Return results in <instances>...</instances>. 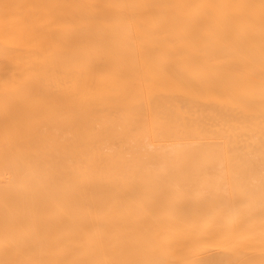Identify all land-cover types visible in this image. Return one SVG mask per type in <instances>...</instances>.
<instances>
[{
	"label": "bare ground",
	"instance_id": "obj_1",
	"mask_svg": "<svg viewBox=\"0 0 264 264\" xmlns=\"http://www.w3.org/2000/svg\"><path fill=\"white\" fill-rule=\"evenodd\" d=\"M262 3L0 0V255L236 264L264 252V236L229 242L205 202L211 179L264 171L249 164L264 162Z\"/></svg>",
	"mask_w": 264,
	"mask_h": 264
},
{
	"label": "rangeland",
	"instance_id": "obj_2",
	"mask_svg": "<svg viewBox=\"0 0 264 264\" xmlns=\"http://www.w3.org/2000/svg\"><path fill=\"white\" fill-rule=\"evenodd\" d=\"M249 164L264 165V162H250ZM261 176L262 172L251 174L244 172L232 177L225 176L210 180L209 193L205 201L206 206L213 207L216 215L219 216L220 223L228 227L229 242L235 245H240L244 241L247 243V239L264 236V207L261 206L259 196ZM241 185H248L256 189L255 197L246 206H240L239 201H231L229 196L225 195L226 192L231 193ZM237 207L240 208L239 213L236 211ZM0 229V232H3L4 227H0ZM31 244L33 245V243ZM29 248L31 249L32 246ZM6 254L0 255L1 264L12 263L13 257L9 253Z\"/></svg>",
	"mask_w": 264,
	"mask_h": 264
},
{
	"label": "snow or ice",
	"instance_id": "obj_3",
	"mask_svg": "<svg viewBox=\"0 0 264 264\" xmlns=\"http://www.w3.org/2000/svg\"><path fill=\"white\" fill-rule=\"evenodd\" d=\"M264 7V3H262ZM226 196H229L231 201H239L240 206H246L249 201H251L256 195V189L248 185H241L236 190L231 193H225ZM259 196L261 201V206L264 207V171H262L261 181L259 185ZM237 213H239L240 208L237 207Z\"/></svg>",
	"mask_w": 264,
	"mask_h": 264
},
{
	"label": "crops",
	"instance_id": "obj_4",
	"mask_svg": "<svg viewBox=\"0 0 264 264\" xmlns=\"http://www.w3.org/2000/svg\"><path fill=\"white\" fill-rule=\"evenodd\" d=\"M236 264H264V252L247 255Z\"/></svg>",
	"mask_w": 264,
	"mask_h": 264
}]
</instances>
